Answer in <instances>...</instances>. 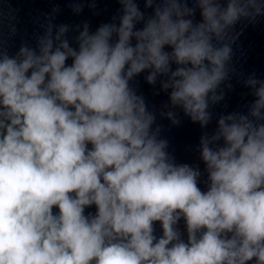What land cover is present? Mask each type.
Wrapping results in <instances>:
<instances>
[{
  "label": "clouds",
  "instance_id": "9594fccd",
  "mask_svg": "<svg viewBox=\"0 0 264 264\" xmlns=\"http://www.w3.org/2000/svg\"><path fill=\"white\" fill-rule=\"evenodd\" d=\"M117 2L113 22L77 26L75 46L58 8L35 47L10 56L0 40V264H264V80H244L246 114L201 135L206 191L131 85L147 72L168 93L162 117L178 125L180 109L206 129L233 88L236 26L264 0H143L151 15Z\"/></svg>",
  "mask_w": 264,
  "mask_h": 264
},
{
  "label": "water",
  "instance_id": "95a60500",
  "mask_svg": "<svg viewBox=\"0 0 264 264\" xmlns=\"http://www.w3.org/2000/svg\"><path fill=\"white\" fill-rule=\"evenodd\" d=\"M90 3L91 0H85L83 11L76 14L72 11L71 0H0V10L3 12V16L0 17L3 21L0 24V40L3 41V46L10 56H14L23 43L35 47L36 37L44 32L41 24L46 23V17L52 13L53 8H58L59 11L55 13V19L52 22L56 25L70 26L67 36L70 43L75 46L74 37L78 35V25L87 22L90 31L94 32L101 24L111 23L114 16L118 17L121 14L122 6L117 0H95V7H90ZM139 7L147 15L152 14V9H145L143 0H139ZM195 19L200 20L199 11ZM115 22L118 23V19ZM140 26L137 25V27ZM236 30L241 34L233 45L232 63L236 68V75H233L230 81L233 88L225 89V98L211 108L213 119L206 129H202L198 123H193L180 109L175 110L180 120L178 125H172L170 120L162 117L160 113L168 110L164 107L169 103L168 93L161 91L159 82L155 86L149 85L145 80L147 72L140 74L131 82L137 94L144 97L149 111L156 114V125L162 127L160 138L169 142L167 151L174 157L175 162L198 167L201 171L198 186L202 191L207 190L205 183L207 173L200 159L201 135L205 131L209 134L214 131L220 115L232 112L246 114L254 97L251 95V90L245 87L244 80L252 73H255L256 78L264 80V16L259 17L255 24H238ZM95 211V206H92L86 209V214H95ZM154 227V234L160 237L162 228L159 222H156ZM177 228L182 234V239L187 241L183 219L178 223ZM249 264H255V262L252 261Z\"/></svg>",
  "mask_w": 264,
  "mask_h": 264
}]
</instances>
